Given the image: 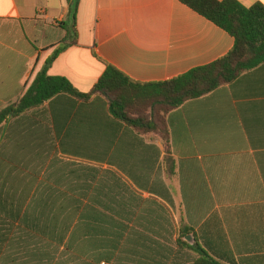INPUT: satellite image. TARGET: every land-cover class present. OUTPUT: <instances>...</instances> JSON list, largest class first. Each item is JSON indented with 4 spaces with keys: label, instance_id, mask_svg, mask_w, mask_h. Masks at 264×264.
<instances>
[{
    "label": "crops",
    "instance_id": "obj_1",
    "mask_svg": "<svg viewBox=\"0 0 264 264\" xmlns=\"http://www.w3.org/2000/svg\"><path fill=\"white\" fill-rule=\"evenodd\" d=\"M71 2L0 0V113L68 38ZM77 34L48 75L83 93L102 62L165 82L235 44L178 0H79ZM166 121L168 148L102 100L59 97L1 125L0 264H264V64Z\"/></svg>",
    "mask_w": 264,
    "mask_h": 264
},
{
    "label": "trees",
    "instance_id": "obj_2",
    "mask_svg": "<svg viewBox=\"0 0 264 264\" xmlns=\"http://www.w3.org/2000/svg\"><path fill=\"white\" fill-rule=\"evenodd\" d=\"M208 19L235 39L233 49L215 63L194 69L172 80L141 83L132 80L115 66L102 62L105 72L94 88L83 93L64 77H51L48 70L68 48L77 44L79 0L70 4L68 38L55 50L38 73L21 101L0 113V126L11 118L41 108L59 97L88 103L102 100L116 119L142 134H157L166 148L170 142L168 115L185 102L199 99L229 85L245 73L264 64V5L246 8L237 0H178ZM184 245L188 243L183 242ZM193 264H220L206 253Z\"/></svg>",
    "mask_w": 264,
    "mask_h": 264
},
{
    "label": "water",
    "instance_id": "obj_3",
    "mask_svg": "<svg viewBox=\"0 0 264 264\" xmlns=\"http://www.w3.org/2000/svg\"><path fill=\"white\" fill-rule=\"evenodd\" d=\"M187 241L190 242L189 239H187Z\"/></svg>",
    "mask_w": 264,
    "mask_h": 264
}]
</instances>
